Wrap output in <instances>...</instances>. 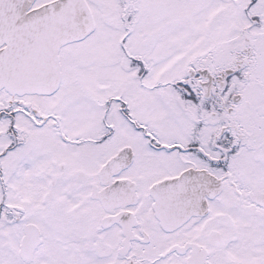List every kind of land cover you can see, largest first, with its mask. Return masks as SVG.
<instances>
[{"label": "snow or ice", "instance_id": "6c2138e0", "mask_svg": "<svg viewBox=\"0 0 264 264\" xmlns=\"http://www.w3.org/2000/svg\"><path fill=\"white\" fill-rule=\"evenodd\" d=\"M0 264H264V0H0Z\"/></svg>", "mask_w": 264, "mask_h": 264}]
</instances>
